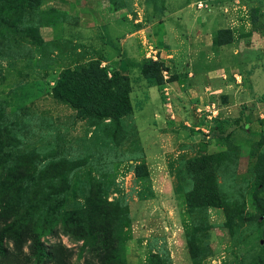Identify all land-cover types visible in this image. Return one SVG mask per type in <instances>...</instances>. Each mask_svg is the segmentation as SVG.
<instances>
[{"label":"rangeland","instance_id":"obj_1","mask_svg":"<svg viewBox=\"0 0 264 264\" xmlns=\"http://www.w3.org/2000/svg\"><path fill=\"white\" fill-rule=\"evenodd\" d=\"M42 7L62 10L65 19L40 28L45 40L66 37L84 44L102 66H113L130 78L133 120L152 183L135 174L137 164L131 161L114 163L109 173L116 178L109 200L119 193L130 199L132 223L124 228L129 238L127 261L147 264L148 246L158 236L165 237L173 264H193L186 245L187 204L182 188V179L190 180L186 162L227 150L228 141L218 136V130H223L238 150L236 171L241 182L254 176L258 154L264 149V0H43ZM227 27H232V39L227 41L229 35L223 31L221 38L228 43L214 44L215 37L220 41L218 32ZM172 49L176 50L174 63L168 56ZM63 57L47 66L25 59L2 62L0 100L10 115L28 109L52 119L67 140L89 137L87 122L53 96L62 66L74 64V57ZM154 61L163 65V84H153L143 72L144 64ZM190 73L192 81L179 82V76ZM216 118L222 124L214 131L210 123ZM237 119L240 122L235 124ZM33 141L41 144L36 138ZM24 145V151L35 153ZM125 146L130 148L129 142ZM87 173L96 174L88 168L83 177ZM151 184L156 197L139 200L141 194L150 196ZM233 196H225L233 209L231 223L222 207H210L213 227L197 235L198 245L212 252L203 264H264V221L234 243L259 213L256 198L264 200V189H250L239 205ZM46 240L62 241L75 250L82 243L65 234ZM77 255L78 251L76 263L89 253Z\"/></svg>","mask_w":264,"mask_h":264},{"label":"trees","instance_id":"obj_2","mask_svg":"<svg viewBox=\"0 0 264 264\" xmlns=\"http://www.w3.org/2000/svg\"><path fill=\"white\" fill-rule=\"evenodd\" d=\"M42 3L0 0V75L4 61L25 59L47 66L60 55L74 57V64L62 66L52 92L87 122L91 135L67 140L52 119L35 116L28 109L10 115L0 100V264H130L126 257L129 238L124 233L132 223L130 199L117 190L119 196L112 200L108 196L116 184L109 174L114 163L131 161L137 164L135 174L151 179L133 120L130 78L113 66H102L84 44L66 37L45 40L40 28L65 19L62 10L44 9ZM223 31L230 37L227 41L232 39V30L226 28L218 32L220 41L215 37L214 44L228 43L222 39ZM162 67L161 62H147L143 72L153 84H163ZM221 122L216 118L210 125L217 131ZM218 136L228 141V149L186 162L190 180L186 183L181 178L187 204L186 245L193 264H203L212 254L197 242V235L213 227L209 208L222 207L230 224L233 209L225 196L234 193L239 205L250 189H264V149L258 154L254 176L239 182L238 150L229 133L218 130ZM24 144L35 153L24 151ZM88 168L96 174L83 177ZM149 193L141 194L139 200L155 197L152 184ZM256 200L259 213L250 216L255 220L251 218L249 226L234 238L236 244L264 221V200ZM59 234L82 241L79 250L62 241L47 242L46 238ZM151 240L155 244L148 246L147 264H173L165 237ZM77 251L78 258L85 252L89 256L76 263Z\"/></svg>","mask_w":264,"mask_h":264},{"label":"crops","instance_id":"obj_3","mask_svg":"<svg viewBox=\"0 0 264 264\" xmlns=\"http://www.w3.org/2000/svg\"><path fill=\"white\" fill-rule=\"evenodd\" d=\"M228 28V27H227ZM231 29H232V27H230ZM182 34V33H181ZM180 35V34H179ZM167 37H168V41L170 40V35H169V33H168V35H167ZM175 51L176 50H174V49H172V52H170V55H168L169 57H172V59H171V61L174 63V62H176L177 61V59H176V55H175ZM176 60V61H175ZM208 73H204V76L206 75L207 76V78L208 79H210V77H209V75H207ZM191 76H193V74L191 75V73H190V75H181V76H179L178 78H180V80H179V82H183V81H185V82H190V81H192L193 80V78L194 77H191ZM207 78H205V79H207ZM212 78V77H211ZM177 79V78H176ZM213 79V78H212ZM223 83H224V81H222ZM211 86V85H210ZM206 88H208V87H206ZM145 150V149H144ZM145 153H146V151H145ZM146 162H147V154H146ZM151 172V171H150ZM157 195V194H156ZM156 195H155V197H156ZM154 197V198H155ZM150 199V198H149ZM142 201V200H141Z\"/></svg>","mask_w":264,"mask_h":264}]
</instances>
